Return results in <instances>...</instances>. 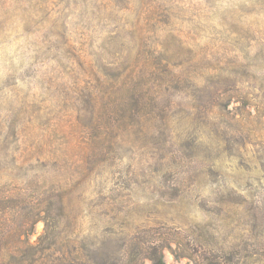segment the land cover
<instances>
[{
    "label": "rangeland",
    "instance_id": "374dc122",
    "mask_svg": "<svg viewBox=\"0 0 264 264\" xmlns=\"http://www.w3.org/2000/svg\"><path fill=\"white\" fill-rule=\"evenodd\" d=\"M2 174L108 263L264 264V0H0Z\"/></svg>",
    "mask_w": 264,
    "mask_h": 264
},
{
    "label": "trees",
    "instance_id": "16d2710c",
    "mask_svg": "<svg viewBox=\"0 0 264 264\" xmlns=\"http://www.w3.org/2000/svg\"><path fill=\"white\" fill-rule=\"evenodd\" d=\"M162 71L167 73L169 81L177 78L167 67L162 68ZM126 80L132 84L140 79L128 75L124 81ZM144 93L132 92L131 105L129 104L128 108L117 105L114 114H112L114 117L107 118L108 123L127 109H129L130 117H135L140 112L146 111L148 98L146 100ZM157 95L155 92L151 98L154 106L158 104ZM40 153L43 155V151ZM96 155H101V153L98 152ZM82 156L89 157L86 152H83ZM39 161L41 165L47 166L49 157ZM4 179H6V175L2 174L0 180ZM31 183L34 184L32 190H28L27 187H19L15 190L9 188L6 181L0 182V264L119 263L117 260L108 263L106 258L96 255L88 256L85 246L76 239H72L71 236L69 237L72 231L68 230V227L62 231L59 230L61 221L68 214L64 203L65 193L57 180L40 176ZM34 189L35 192H33ZM38 219H42L44 222V232L38 237L37 242L32 244L27 240V236L32 232L33 223ZM141 257L149 259L152 264H165L162 247L156 243L147 242L141 252ZM134 264H140L139 260L137 259ZM208 264L212 263L208 262Z\"/></svg>",
    "mask_w": 264,
    "mask_h": 264
}]
</instances>
